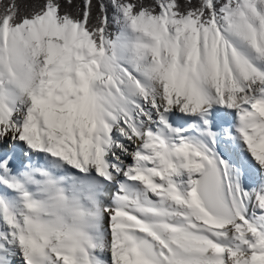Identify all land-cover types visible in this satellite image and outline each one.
Instances as JSON below:
<instances>
[{
	"label": "snow or ice",
	"instance_id": "6c2138e0",
	"mask_svg": "<svg viewBox=\"0 0 264 264\" xmlns=\"http://www.w3.org/2000/svg\"><path fill=\"white\" fill-rule=\"evenodd\" d=\"M0 264H264V0H0Z\"/></svg>",
	"mask_w": 264,
	"mask_h": 264
}]
</instances>
